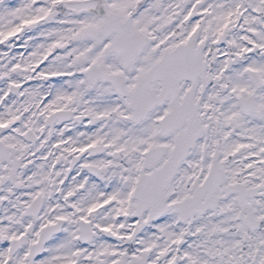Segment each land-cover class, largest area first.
I'll return each mask as SVG.
<instances>
[{"label":"snow or ice","instance_id":"obj_1","mask_svg":"<svg viewBox=\"0 0 264 264\" xmlns=\"http://www.w3.org/2000/svg\"><path fill=\"white\" fill-rule=\"evenodd\" d=\"M0 264H264V0H0Z\"/></svg>","mask_w":264,"mask_h":264}]
</instances>
